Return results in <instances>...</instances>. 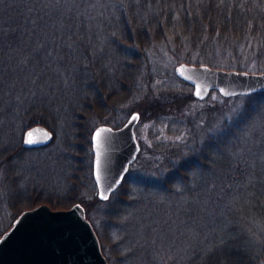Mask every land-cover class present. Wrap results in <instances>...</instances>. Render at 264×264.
<instances>
[{"label": "trees", "instance_id": "obj_1", "mask_svg": "<svg viewBox=\"0 0 264 264\" xmlns=\"http://www.w3.org/2000/svg\"><path fill=\"white\" fill-rule=\"evenodd\" d=\"M91 1L60 0L58 4H49L45 0H0V130L9 129V122L14 125L19 121L22 122L21 135L36 123L52 127L67 120L70 124L65 129L66 140L57 152L52 153H64L69 158L64 171L67 177L64 191L48 193L40 188L50 179L55 181L53 174L45 169H55L56 163L42 159L34 161L30 156L39 149H26L18 142L16 150L29 156L25 161L27 167L14 158L12 151L5 154L0 147V204L4 199L8 201L15 220L23 210L39 203L68 208L79 202L92 222L93 204L108 203L111 199L120 201L122 196H127L123 191L125 185L136 178L139 183L156 186L160 196L153 203H143L137 212L143 222L140 221L136 229L146 234L151 244H179L183 240L180 234L186 218H194L192 213L199 212V230L204 239L203 249H200L202 257L196 254L197 262L194 259L190 264H213V261L217 264H253L246 236L237 240L231 232L218 231L212 214L216 210L213 206L223 204L226 197L239 200L250 189L263 195L264 164L251 169L248 163H253L246 155H235L226 161L221 157L217 159L216 150L211 146L198 151L184 150L182 146H186L187 141L178 144L180 139L177 137L167 143L158 140L153 149L157 152L150 154L147 160H141L144 156L141 151L123 184L108 200L98 194L88 199L87 192H93L91 185L95 178L91 151L94 125L89 122L92 111L87 110V106H93L96 116L91 118L97 124L121 125L120 120L112 116L113 108L109 110L111 105L107 102L117 96V91L108 90L110 86L105 73H97V55L93 56V46L101 49V45H106L104 36L115 38L114 35L118 33V37L121 32L123 40L133 44L131 47L134 48L147 43L149 33L144 31L147 27L158 29L161 26L167 36L180 33L192 47L200 45L208 49L224 45L230 50L248 52L255 49L264 53V0H94L102 6L100 11H105L101 16L94 11ZM99 18L107 21L102 25V36L100 26L95 24L97 20L101 23ZM248 97L264 101V90L249 93ZM197 100L201 99L188 89L148 90L145 97L132 101L130 110H138L140 120L145 121L175 117L173 123H176V120L188 122L193 119L194 122V118L197 121L214 118L216 106L213 104L195 116L189 105ZM121 101L119 104L124 103ZM49 148L50 145L40 151ZM44 171L45 179L42 178ZM198 174L202 176L200 184L196 180ZM247 174L262 183L250 181V187L241 185ZM28 175L34 183L37 181V188H33V182L30 190L20 186L21 182L25 184L23 180ZM216 176L219 177L217 181ZM174 187L185 188L189 197H200L202 203L200 201L199 207L191 209L182 200L171 209L167 196L172 194ZM186 205L190 208L189 216H184ZM10 226L2 227L0 236ZM98 236L101 241L99 233ZM101 246L104 251L102 243Z\"/></svg>", "mask_w": 264, "mask_h": 264}, {"label": "rangeland", "instance_id": "obj_2", "mask_svg": "<svg viewBox=\"0 0 264 264\" xmlns=\"http://www.w3.org/2000/svg\"><path fill=\"white\" fill-rule=\"evenodd\" d=\"M90 3L95 6L93 9L99 13V16L105 13V11H100L102 6H99L98 1L93 0ZM89 4L87 6L88 9ZM100 21L101 23L97 20L95 24L100 26L99 34L102 36V25L107 23V21L105 19L103 21L100 19ZM144 31L149 33V37L146 39L147 43L139 45V47L135 46L132 48L133 44L125 42L121 32L118 37V33H116L114 35L115 38L110 39L103 35L106 45H101V49L93 46V50H95V55L93 54V56L97 55V73H105L107 83L110 86L108 90L117 91L115 93L117 96L107 102L111 105L109 110L113 108L110 111L112 116L115 117V120H120L121 125L126 122L133 111H138L130 110V108H133L132 101L136 102L137 99L145 97L148 90L188 89L193 91V86L175 72L176 65L182 61L198 65L209 64L212 67L224 69H238L250 72L264 71V53L258 52V50L250 49L248 52H241L237 49L230 50L227 46L223 47L224 45L219 48L208 49L200 45L192 47L180 33L167 36L161 26L158 29L152 28V26L150 28L147 27ZM96 40L100 41V38L97 37ZM124 87L126 88L123 89ZM225 98L218 90L214 89L205 100H197L189 105L192 108L191 111L195 112V116H197L198 111L203 110L207 105L213 104L216 106V111L213 114L215 116L214 118L212 116L211 120L202 118L201 121H197V118H194V122L193 119H189L188 122H178L176 120V123H173L175 117L146 121L139 120L136 132L142 144V155H144L141 160H147L150 154L157 152L153 151V149L157 147L158 140L167 143L170 139L181 137L182 139L177 143L181 144L182 140L187 141L186 146H182L184 150L191 148L198 151L200 148L211 146L216 150L217 159L221 157L227 161L235 155H246L248 161L253 163V165L248 163L251 169L263 165V99H249L248 94L229 97L228 101ZM121 100H125L123 104H119L122 103ZM87 110L92 111V118L96 116L93 106H87ZM91 117H89V122L95 128L97 122L94 119L92 120ZM59 122L49 127L54 133V139L48 151H40L41 148H35L39 149V151H34L35 156L32 155L30 157H33L36 162H40L41 159L42 161H55V169H49L48 167L45 169L48 173L53 174L55 181L50 179L45 186L40 188L44 192L60 194L66 187L67 177L64 171L69 158L63 152V154L53 155L52 153L57 152L66 140L64 133L65 129L70 127V124L67 120L62 123ZM21 123L19 121L13 125L9 122V129L0 130V147L5 154L12 151L14 158L18 161L20 159L22 164L27 167L25 161L29 156L22 154L21 151L18 152V149L16 150L18 142L22 143L23 140L24 132L22 135L20 134ZM205 142L209 144L206 146L204 145ZM58 162L60 165H58ZM140 162L142 163V161ZM46 171L42 172V178L44 179L46 178ZM24 172L25 170H23ZM201 177L200 174L197 175L198 184H200ZM218 178L216 176V181ZM133 180L123 188H126L123 191L127 193V196H122L120 201L116 202V199H111L108 203H98V205L95 206L93 204L92 206L95 208L92 212V223L97 233L101 236L104 253L110 263L190 264L194 259L197 262L196 254H200V249H203L202 246L204 244L202 231L199 230L200 213L194 212L192 213V216H195L194 218H186L185 226L181 227L182 232L180 234L183 240L179 244H151V240L148 239L146 234L136 229L138 223L140 221L143 222V218L137 212L143 203L149 201L153 203L160 196L157 194L156 186L152 187L139 183L136 178H133ZM261 180L263 183L257 181L256 177L251 179L250 175L247 174L244 181H241L240 184L243 186L248 184V187L251 186L249 184L250 181L255 184L258 183V185L260 183L264 184V174L261 176ZM23 181L25 184L21 182L20 185L23 189L26 187L30 190L31 188L29 187H32V182L33 188H37V181L34 183L30 175ZM192 183L195 184L194 179ZM91 189L93 192H87V198H93L97 194V186L94 181ZM247 193L239 200L226 197L220 206L215 204L216 206H213V209L216 210L212 214L214 218L213 224L218 231H223L224 229L231 232L233 239L238 240L246 236L247 246L251 249V261L253 264H264V194H255L252 189ZM167 199L171 209L182 200L187 202L191 209L195 206L199 207L200 201L202 203L200 197L196 199L189 197L188 191L182 187H174L172 194L170 193ZM115 205L116 207H112ZM189 205L185 207L184 216H189L190 208H187ZM219 209H222V211ZM209 214L211 215V212ZM13 220L14 216L10 204L4 199L2 204H0V229L10 226ZM178 231L180 230L178 229ZM200 256L202 257L201 254ZM199 259L202 260L203 258L199 257Z\"/></svg>", "mask_w": 264, "mask_h": 264}, {"label": "water", "instance_id": "obj_3", "mask_svg": "<svg viewBox=\"0 0 264 264\" xmlns=\"http://www.w3.org/2000/svg\"><path fill=\"white\" fill-rule=\"evenodd\" d=\"M183 71V75H181ZM176 74L201 89L199 99L217 89L224 97L245 95L264 90V71L250 72L238 69L212 67L209 64H192L185 61L175 67ZM190 77V79H188ZM223 89V91H220ZM236 93L237 95H225ZM138 118L133 120L132 117ZM141 114L133 111L126 122L118 127L100 123L96 128L111 129L101 136V179L96 180L93 149V174L98 194L108 197L122 183L131 164L141 151L136 125ZM34 141L28 144V133ZM94 134V130L92 136ZM54 139L53 131L43 123L27 127L22 146L28 149L46 147ZM92 141V139H91ZM0 264H110L101 246L99 236L87 218L84 206L75 203L68 208H53L40 203L23 210L9 229L0 236Z\"/></svg>", "mask_w": 264, "mask_h": 264}, {"label": "snow or ice", "instance_id": "obj_4", "mask_svg": "<svg viewBox=\"0 0 264 264\" xmlns=\"http://www.w3.org/2000/svg\"><path fill=\"white\" fill-rule=\"evenodd\" d=\"M46 3L52 4V3H60V0H45ZM181 75H183V71H181ZM190 79V77L188 78ZM220 91H223V89H220ZM195 95L197 97L201 96V89L199 87V85H196V90H195ZM225 95H237L236 93H225ZM137 116H133L132 119L135 120L137 119ZM111 132V129H107V128H96L94 129V134L92 136V142L94 144V153H95V159H94V167H95V176H96V180L97 182L100 181L101 176H100V171H101V136L103 133H108ZM32 137V133L29 132L28 133V139L25 141L28 144H32L34 143V141L31 139ZM177 139H182L181 137H177ZM102 199L104 200H108L109 197L108 195L104 194L102 195ZM213 264H217L216 261H213ZM220 264H222V262H220Z\"/></svg>", "mask_w": 264, "mask_h": 264}, {"label": "flooded vegetation", "instance_id": "obj_5", "mask_svg": "<svg viewBox=\"0 0 264 264\" xmlns=\"http://www.w3.org/2000/svg\"><path fill=\"white\" fill-rule=\"evenodd\" d=\"M138 136V135H137ZM138 139H139V137H138ZM139 142H140V140H139ZM140 144H141V142H140ZM141 147H142V144H141ZM141 151H142V149H141ZM140 154V153H139ZM139 156V155H138ZM138 159V158H137Z\"/></svg>", "mask_w": 264, "mask_h": 264}]
</instances>
